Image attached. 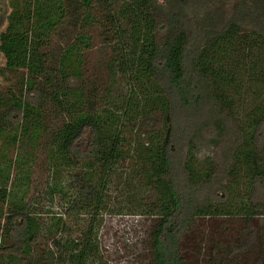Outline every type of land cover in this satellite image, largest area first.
I'll use <instances>...</instances> for the list:
<instances>
[{
	"label": "trees",
	"instance_id": "1",
	"mask_svg": "<svg viewBox=\"0 0 264 264\" xmlns=\"http://www.w3.org/2000/svg\"><path fill=\"white\" fill-rule=\"evenodd\" d=\"M1 11L0 79L18 73L19 88L0 87V264H106L97 228L109 180L127 159L151 193L150 264H187L182 243L199 217L234 214L251 224L264 201V0H11ZM95 24L115 42L103 89L83 75ZM117 74L129 87L116 100ZM157 112L168 116L162 125ZM43 117L56 122L51 157L85 169L64 212L47 221L10 188L12 147L35 139ZM139 117L142 140L124 152L125 124ZM26 121L37 125L32 132ZM222 138L218 170L197 155ZM218 177L244 180L247 192L235 197ZM84 210L90 221L78 233L69 220Z\"/></svg>",
	"mask_w": 264,
	"mask_h": 264
},
{
	"label": "rangeland",
	"instance_id": "2",
	"mask_svg": "<svg viewBox=\"0 0 264 264\" xmlns=\"http://www.w3.org/2000/svg\"><path fill=\"white\" fill-rule=\"evenodd\" d=\"M10 1L0 0V15L1 10L9 6ZM88 28L86 31L90 32L92 40L90 46L83 51V75L86 80L95 81V85L103 89L104 82L111 80L113 74L109 73L107 65L114 57L115 42L110 45L100 34L101 25L95 24L92 30L91 26ZM59 40L57 34H53L49 40L52 51L57 50ZM50 46L44 47L43 52L47 53ZM0 62L4 63V59ZM20 72L26 73V70ZM18 75V73L12 74L9 82H3L0 79V87L4 94L18 90ZM117 75L120 80L113 92L116 100L121 93L126 96L129 87L126 84V78ZM103 104L99 101L97 107ZM153 118L159 125L168 120V116H164L162 112L155 113ZM43 119L41 127H44L35 139L32 138L29 142L27 138H20L18 144L12 147L10 157L15 159V167L12 171L10 188L15 190L18 196L24 195L31 210L43 221H47L53 215L64 212L66 202L76 193L71 186L77 178L82 177L81 173L85 172V169L78 162H67L60 157H58L59 160L51 157L47 139L55 130L56 122L47 117ZM142 119L139 117L138 121L130 122H127L129 119L126 120L124 152L129 149L130 144L134 148L139 146L142 137L136 136V125L138 122L143 123ZM33 120L36 118L33 117ZM39 120L42 123L41 118ZM28 121L26 122L29 124ZM29 125L31 132L37 126ZM223 143V138L218 139L216 143L209 141L203 143L199 147L197 157L201 161L211 157L219 170L222 166ZM135 164L134 159L121 162L109 180L107 210L103 213L97 228L98 241L106 264H150L152 258L154 217L146 213L151 193L141 188L139 177L133 174ZM230 180H219L221 182L219 184H230L233 179ZM231 186L234 187L235 197H242L247 192L246 184L242 179L234 181ZM55 187L64 188L67 192L66 197L56 191ZM234 195L232 200L235 199ZM255 204L259 205V213L252 218L251 224L243 221L242 216L234 214L197 218L182 243L186 263L219 264L222 257L229 256L232 264H264V201L255 202ZM89 221L90 215L84 210L81 215L69 220V223L73 230L79 233Z\"/></svg>",
	"mask_w": 264,
	"mask_h": 264
}]
</instances>
